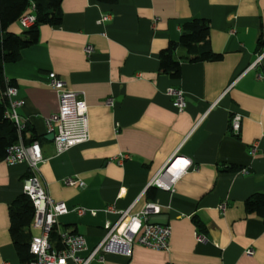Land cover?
<instances>
[{
    "label": "crops",
    "instance_id": "crops-1",
    "mask_svg": "<svg viewBox=\"0 0 264 264\" xmlns=\"http://www.w3.org/2000/svg\"><path fill=\"white\" fill-rule=\"evenodd\" d=\"M62 10L60 25L42 24L39 41L4 66L24 100L26 136H38L43 148L40 181L69 208L57 231L83 234L87 246L79 255L87 256L105 237L107 222L155 200L158 218L172 229L169 249L135 244L128 255L118 244L89 264H264V222L245 204L264 193V0H63ZM193 18L210 21L211 46L221 59L183 63L181 77L171 78L160 68V52ZM24 29L20 22L10 27ZM52 72L88 105V140L62 152L46 126L59 109ZM170 87L184 91L183 110ZM235 113L242 115L238 133L230 126ZM177 157L173 169L183 172L174 188H158L150 198L149 183ZM27 175L26 163L0 161V264L21 263L10 206ZM31 231L41 233L32 224Z\"/></svg>",
    "mask_w": 264,
    "mask_h": 264
},
{
    "label": "built area",
    "instance_id": "built-area-1",
    "mask_svg": "<svg viewBox=\"0 0 264 264\" xmlns=\"http://www.w3.org/2000/svg\"><path fill=\"white\" fill-rule=\"evenodd\" d=\"M108 17L105 16L104 19ZM36 20L34 8L26 12L19 20L24 28L32 25ZM87 53L93 51L91 45L86 47ZM262 58L252 65L253 67ZM262 78V73L258 74ZM9 81V78L6 77ZM50 84L57 89L59 94V109L57 112L46 118L48 133H54V142L58 152H62L72 146L84 143L89 138V118L88 105L83 93L71 90L65 86L64 81L56 73H50ZM172 96L175 105L179 110H183L187 104L186 95L181 88L170 87L167 92ZM9 101V108L6 112L17 126L18 142L10 146L4 160L7 163L24 162L28 165L30 175L23 180V192L32 200L35 207V215L32 225L41 229V233L34 235L30 243V250L35 255V259L28 264H89L98 255L103 258L102 251L110 250L113 245L122 244L126 247V253L131 254V247L141 244L155 249H169L172 234L171 226L168 224L152 223L150 219L154 215L161 213V205L150 200L138 213H131L129 209L121 211L119 218L115 222H107L105 225L106 235L87 255H79V251L87 246L86 238L83 234L69 229L58 231L60 240L55 245L51 239L54 228L57 227L60 215L69 212V208L64 201H57L52 198L48 190L41 183L39 178V168L45 160L43 148L39 139L32 141L25 140L24 130L28 126V121L21 115L19 108L24 100L17 98L18 89L15 85L8 84L4 92ZM113 103V99L107 101ZM242 115L235 113L231 117L230 126L233 132L238 133L241 128ZM172 160V159H171ZM170 160V161H171ZM178 160L175 158L170 165L168 162L151 180L149 186L172 190L176 181L183 171L174 170V164ZM67 183H75L74 177L65 179ZM84 181H80V186H84ZM226 203L221 204L224 211ZM79 214L86 212L85 208L78 207ZM95 214V211H92ZM201 236L200 239H204ZM249 255L253 254V249H248ZM3 264H12L5 262ZM23 264V263H19Z\"/></svg>",
    "mask_w": 264,
    "mask_h": 264
},
{
    "label": "trees",
    "instance_id": "trees-1",
    "mask_svg": "<svg viewBox=\"0 0 264 264\" xmlns=\"http://www.w3.org/2000/svg\"><path fill=\"white\" fill-rule=\"evenodd\" d=\"M63 0H0V161L7 154L10 146L18 142L16 124L6 115L9 101L4 94L8 84L15 81L6 79L4 66L8 62H15L21 58L22 50L39 41L40 26L42 24L60 25L63 22ZM103 3L114 4L118 0H99ZM33 6L36 16L35 22L26 27L21 33L10 30L12 24ZM221 54L211 46V25L205 18H193L182 24L180 38L171 41L160 52V68L171 78L178 79L182 74V65L186 62L216 61ZM28 126L24 130L25 140H35L38 136H26ZM29 176V175H27ZM158 187L150 186L148 195L154 196ZM249 213L262 216L264 222V193H255L246 201ZM35 215V207L26 193L19 195L10 206V230L21 259V263L28 264L35 259L30 250L32 240L31 224ZM199 230H202L199 219L195 218ZM60 240L57 228H54L51 239Z\"/></svg>",
    "mask_w": 264,
    "mask_h": 264
},
{
    "label": "water",
    "instance_id": "water-1",
    "mask_svg": "<svg viewBox=\"0 0 264 264\" xmlns=\"http://www.w3.org/2000/svg\"><path fill=\"white\" fill-rule=\"evenodd\" d=\"M54 133H50V135L48 136L49 139L51 140H54ZM173 159L168 163V165H170L172 163ZM150 222L152 223H161V224H167L168 221L165 219V220H162V219H159L158 218V215H154L151 217L150 219Z\"/></svg>",
    "mask_w": 264,
    "mask_h": 264
},
{
    "label": "bare ground",
    "instance_id": "bare-ground-1",
    "mask_svg": "<svg viewBox=\"0 0 264 264\" xmlns=\"http://www.w3.org/2000/svg\"><path fill=\"white\" fill-rule=\"evenodd\" d=\"M177 161V160H176Z\"/></svg>",
    "mask_w": 264,
    "mask_h": 264
}]
</instances>
